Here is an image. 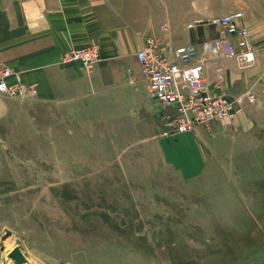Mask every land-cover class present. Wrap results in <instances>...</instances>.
<instances>
[{"label": "rangeland", "instance_id": "1", "mask_svg": "<svg viewBox=\"0 0 264 264\" xmlns=\"http://www.w3.org/2000/svg\"><path fill=\"white\" fill-rule=\"evenodd\" d=\"M127 84L101 100L16 108L27 117L4 151L0 264L16 246L30 264H264V97L248 134L188 180L160 134L166 109L143 77L140 93Z\"/></svg>", "mask_w": 264, "mask_h": 264}, {"label": "crops", "instance_id": "2", "mask_svg": "<svg viewBox=\"0 0 264 264\" xmlns=\"http://www.w3.org/2000/svg\"><path fill=\"white\" fill-rule=\"evenodd\" d=\"M218 2L0 0V62L20 72L23 80L35 84L37 89L34 98L0 96V184L9 179L5 178L6 173L11 175L10 161L4 158V151L17 147L13 145L14 129L25 126L27 114L16 108L22 107L24 101L34 99L37 105L48 107L76 100H101L119 96L127 84L125 79L131 82V86L126 85L129 91L140 93L144 86L139 90L137 84L144 76L140 74L136 52L147 36H165L175 45L200 46L206 38L217 36L216 29L209 24L189 28V23L240 10L244 13L242 23L252 35L255 64L240 70L233 59H221L208 64L207 74L213 77L216 66L222 65L225 93L236 97L252 89L256 101L244 100L242 111L229 123L228 129L222 128V122H213L209 127L199 126L195 132L176 134L165 121L168 126L160 133L168 142H175L170 155L181 176L188 180L203 178L225 156L221 152L230 150L238 137L248 134L253 111L262 106L264 97V0H229L222 5ZM85 47H96L100 52V60L91 70L79 63L59 64L64 53ZM145 92L151 101L147 85ZM136 97L144 96L137 94L134 97L137 100ZM164 108L167 112L168 108Z\"/></svg>", "mask_w": 264, "mask_h": 264}, {"label": "built area", "instance_id": "3", "mask_svg": "<svg viewBox=\"0 0 264 264\" xmlns=\"http://www.w3.org/2000/svg\"><path fill=\"white\" fill-rule=\"evenodd\" d=\"M240 10L199 18L188 24L189 28L209 24L217 36L206 38L200 46L189 43L175 45L165 36H147L136 52L141 72L147 85L148 96L168 108L162 121H168L172 133L195 132L199 126L213 122L231 123L242 111L243 101L253 103L256 95L252 89L236 97L225 93L224 67L217 65L213 77L208 76L209 63L233 59L240 70L256 62L252 35L242 23ZM100 60L96 47L72 49L64 53L61 65L79 63L91 70ZM0 95L11 98H34L35 84L25 82L20 72L0 62Z\"/></svg>", "mask_w": 264, "mask_h": 264}, {"label": "water", "instance_id": "4", "mask_svg": "<svg viewBox=\"0 0 264 264\" xmlns=\"http://www.w3.org/2000/svg\"><path fill=\"white\" fill-rule=\"evenodd\" d=\"M9 257L16 263V264H22L27 262V258L23 253V250L21 247L16 246L9 254Z\"/></svg>", "mask_w": 264, "mask_h": 264}, {"label": "bare ground", "instance_id": "5", "mask_svg": "<svg viewBox=\"0 0 264 264\" xmlns=\"http://www.w3.org/2000/svg\"><path fill=\"white\" fill-rule=\"evenodd\" d=\"M25 255V254H24ZM27 258V257H26ZM13 264H16L14 261H13ZM22 264H30L29 262H28V259H27V262H25V263H22Z\"/></svg>", "mask_w": 264, "mask_h": 264}]
</instances>
